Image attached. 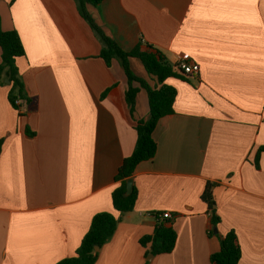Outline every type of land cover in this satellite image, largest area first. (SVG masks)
Listing matches in <instances>:
<instances>
[{
    "label": "crops",
    "instance_id": "1",
    "mask_svg": "<svg viewBox=\"0 0 264 264\" xmlns=\"http://www.w3.org/2000/svg\"><path fill=\"white\" fill-rule=\"evenodd\" d=\"M88 11L125 51L141 42L172 65L180 54L199 65L167 80L175 113L158 122L156 154L131 179L135 207L96 264H211L231 230L239 264H264V152L255 166L264 148V0H105ZM0 18L24 45L17 67L30 98L18 111L0 83V264H57L97 213L118 215L115 176L135 149L136 123L149 117L148 94L135 83L132 114L124 70L99 57L102 43L75 0H0ZM208 182L215 229L201 199ZM160 223L177 241L154 256L141 239Z\"/></svg>",
    "mask_w": 264,
    "mask_h": 264
},
{
    "label": "trees",
    "instance_id": "2",
    "mask_svg": "<svg viewBox=\"0 0 264 264\" xmlns=\"http://www.w3.org/2000/svg\"><path fill=\"white\" fill-rule=\"evenodd\" d=\"M81 16L89 23L102 43L99 57L110 66L114 60L119 61L128 79L129 87L126 91V100L131 113H134L139 84L147 91L149 102V117L136 123L137 142L131 156L124 159L115 176L119 186L112 193V204L118 213H97L91 220L87 233L82 238L78 249L73 256L59 261L57 264H96L98 252L95 247L101 248L116 232L122 217L133 211L138 197L136 187L132 193L127 194V181L132 179L137 166L154 158L157 144L153 139V132L158 122L169 115H173L174 103L177 96L175 88L166 82L169 78L186 79V74L179 64L172 65L164 53L149 44L139 43L133 50L125 51L119 44L97 24L88 11V6L98 7L105 0H75ZM0 83L5 84L9 80L8 100L11 106L20 110L21 106L30 101L17 67V60L25 57L26 52L21 37L17 31H4L0 18ZM138 60L148 75V81L133 74L130 68V60ZM19 102L20 104H17ZM4 145V139H0V152ZM264 152L260 148L255 157V166H259V157ZM215 183L208 182L201 196L203 203L207 205L210 215V225L217 228L221 222L217 214V204L213 194ZM177 234L175 230L160 223L156 226L153 235L141 239V245L147 248L148 253L154 256L171 253L176 245ZM220 250L210 257L211 264H239L242 251L235 231L231 230L224 236H219Z\"/></svg>",
    "mask_w": 264,
    "mask_h": 264
},
{
    "label": "built area",
    "instance_id": "3",
    "mask_svg": "<svg viewBox=\"0 0 264 264\" xmlns=\"http://www.w3.org/2000/svg\"><path fill=\"white\" fill-rule=\"evenodd\" d=\"M180 68L188 75H196L199 73V65L189 62V57L186 54H180L179 62ZM17 104H20L17 102ZM170 214H164L163 218L168 219Z\"/></svg>",
    "mask_w": 264,
    "mask_h": 264
},
{
    "label": "rangeland",
    "instance_id": "4",
    "mask_svg": "<svg viewBox=\"0 0 264 264\" xmlns=\"http://www.w3.org/2000/svg\"><path fill=\"white\" fill-rule=\"evenodd\" d=\"M131 62L134 63V66H132ZM139 67L143 68L138 60H131L130 61V68H131V71L133 72L134 75H137L139 73V71L141 70Z\"/></svg>",
    "mask_w": 264,
    "mask_h": 264
},
{
    "label": "water",
    "instance_id": "5",
    "mask_svg": "<svg viewBox=\"0 0 264 264\" xmlns=\"http://www.w3.org/2000/svg\"><path fill=\"white\" fill-rule=\"evenodd\" d=\"M5 82H6L7 84H9V80H6ZM132 190H133L132 180L129 179V180L127 181V194H131V193H132ZM216 232H217V231H216ZM99 249H100V248H99L98 246L95 247V251H96V252H98Z\"/></svg>",
    "mask_w": 264,
    "mask_h": 264
}]
</instances>
